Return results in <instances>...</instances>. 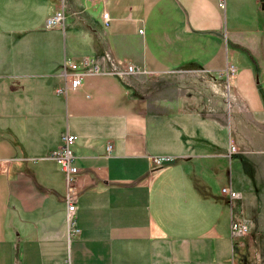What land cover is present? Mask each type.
Segmentation results:
<instances>
[{"label":"crops","instance_id":"crops-1","mask_svg":"<svg viewBox=\"0 0 264 264\" xmlns=\"http://www.w3.org/2000/svg\"><path fill=\"white\" fill-rule=\"evenodd\" d=\"M15 1L0 0V264H231L232 217L249 227L233 235L239 262L264 264L263 0L253 28L230 15L244 0ZM69 55L91 66L65 92ZM132 77L166 83L146 95ZM65 132L78 138L73 241L48 157Z\"/></svg>","mask_w":264,"mask_h":264},{"label":"built area","instance_id":"built-area-1","mask_svg":"<svg viewBox=\"0 0 264 264\" xmlns=\"http://www.w3.org/2000/svg\"><path fill=\"white\" fill-rule=\"evenodd\" d=\"M63 1V0H62ZM224 0L219 1V6L224 8ZM64 21V10L63 8L58 9L55 13H53L52 16L46 18L45 20V27L47 29H54L55 27H62ZM103 23L106 27L110 26V17L108 13L103 14ZM142 30L140 29V32ZM91 66L90 60L87 58L78 59L71 55L66 56L63 60V67H64V73L66 74V85L64 88V91H68L71 89H76L80 85H82V73L81 70L83 68H87ZM229 70L231 74H234L236 72V67L231 64L229 66ZM92 71L95 73H98L99 67L93 66ZM132 73V74H140V73H148L149 71L146 70L143 67H137L134 65H127L126 70L124 73ZM119 73V72H118ZM62 143L56 148L50 151V154L48 155L49 158L56 161V163L59 164L62 171L65 174V181H66V203H67V209L68 213L66 216V224H67V238L69 241H73L74 239L78 238L81 235V228L79 226V223H77V213H76V204L74 199V193L77 190L78 187V181H76V174L79 172V167L76 164V154L73 152L72 146L77 141V137L74 134H70L68 132H65L62 135ZM231 153L237 152V148L235 145L231 143L230 145ZM111 149V146H107V150L109 151ZM170 158L164 157V156H157L153 159V164L155 166H162L163 162L169 161ZM222 191L225 194H228L230 198H234L236 196V193L232 191L230 188H222ZM231 233L233 235H241L245 236L247 234L249 227L245 222H242L238 219L231 218Z\"/></svg>","mask_w":264,"mask_h":264},{"label":"rangeland","instance_id":"rangeland-1","mask_svg":"<svg viewBox=\"0 0 264 264\" xmlns=\"http://www.w3.org/2000/svg\"><path fill=\"white\" fill-rule=\"evenodd\" d=\"M243 2L245 3H238V4H231V1H229V8H230V15L231 12L233 11L234 8H239V22H236L237 25H239L241 28H253L256 26L255 24V19L252 18V13H253V5H251V0H244ZM59 5H62V1H59ZM66 5V4H65ZM260 5H264V0L260 3ZM2 6L4 7H9L11 8V10H14V8L19 7V4L15 1V0H9L8 3H2ZM42 6L39 3V13L41 14V9ZM264 23V20H263ZM234 24V21H231V25ZM132 80L135 81L137 84H139V89L145 93L146 95L149 94H153L155 92V90L163 91L164 89V83H166L164 80H159V79H150V78H146V77H140V79L134 78L132 77ZM235 213L237 215V209L235 210ZM254 235L255 233L252 232ZM237 236V235H236ZM240 236V235H239ZM239 236L236 237V239H233V233L231 234V248H232V253H231V257H232V263L231 264H241V262H239L238 260V256H239V247H238V242H239ZM249 258L252 259V261H254V264L258 263L256 257L254 255H252L251 253H249Z\"/></svg>","mask_w":264,"mask_h":264},{"label":"trees","instance_id":"trees-1","mask_svg":"<svg viewBox=\"0 0 264 264\" xmlns=\"http://www.w3.org/2000/svg\"><path fill=\"white\" fill-rule=\"evenodd\" d=\"M239 48H241L243 51H245V52L248 53L247 49H245V48H243V47H240V46H239ZM250 58L252 59V56H250Z\"/></svg>","mask_w":264,"mask_h":264}]
</instances>
